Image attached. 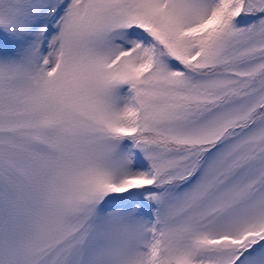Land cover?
I'll return each mask as SVG.
<instances>
[{
  "label": "rangeland",
  "instance_id": "rangeland-1",
  "mask_svg": "<svg viewBox=\"0 0 264 264\" xmlns=\"http://www.w3.org/2000/svg\"><path fill=\"white\" fill-rule=\"evenodd\" d=\"M159 3L0 0L12 43L0 47V264H161L162 256L231 264L242 245L264 236V0H246L241 11L251 18L229 21L196 60L229 69L188 77L156 60L149 36L122 26ZM168 3V22L191 21V32L226 13L223 0ZM154 62L148 76L133 71ZM131 75L152 95L120 84ZM184 98L200 104L185 107ZM246 118L235 134L226 130ZM111 119L127 133L142 125L191 143L226 135L205 149L185 185L157 193L145 187L157 171L185 174L200 154L115 142L102 129ZM105 182L118 198L98 203ZM132 187L153 195L154 207L128 195ZM244 228L260 230L242 243L196 245ZM236 264H264V244Z\"/></svg>",
  "mask_w": 264,
  "mask_h": 264
},
{
  "label": "trees",
  "instance_id": "trees-1",
  "mask_svg": "<svg viewBox=\"0 0 264 264\" xmlns=\"http://www.w3.org/2000/svg\"><path fill=\"white\" fill-rule=\"evenodd\" d=\"M163 1L164 0H162L161 3L160 0V3L157 7H155V10L154 8H145L138 10L134 14H131L130 18L124 22L122 26L132 30H140L149 36L155 43L157 55L156 60L161 58L170 61L172 64L177 63L181 65L184 71L179 73L178 77L207 75L221 70H228L230 66L228 62L222 64L218 63L203 65V63L196 62V60L198 59L200 53L203 52L204 48L210 47L211 42L215 38H219L223 35V28H225L229 21H248V19L251 18L250 16L243 14L241 11L246 0H233L231 2L223 0L226 13L221 23L212 27L211 29H205L198 32H191L189 30L194 27L193 22L191 21L181 25H173L172 23L168 22L166 19V12L168 11L169 3L164 5ZM5 31L6 28L0 24V47H11L12 43L4 34ZM138 55L140 56V59H143L144 55L142 50L138 52ZM39 61L41 62V59ZM155 66L156 62L151 64L150 68L144 73H139L136 71V69H133V71L136 72L135 74H139V76H148ZM120 84L132 85L136 89L139 97H141L142 93L146 94L147 96L152 95L149 89L143 88L142 84H140V81L132 75L129 79L122 80ZM223 96L224 95L222 93L218 97H220V99L222 98L221 100H223ZM182 102L185 107H196L200 104L196 100L194 101L185 98L182 99ZM247 124L248 119L246 118L240 121L238 125H233L226 130H230V132L232 131L233 135L240 128L246 127ZM102 129L109 135L111 140L115 142H126L127 140H131L135 146L145 145L148 147H161L166 148L168 151L181 153H188L195 149L198 151L200 155L197 157V163L191 171L185 174H179L176 172V168L171 166L156 172L154 180L145 187L155 188L158 191L157 193L174 190L185 185L195 174L196 166L203 160V153L205 149L213 147L217 143L221 142V140L226 135V133L223 132V134L218 136L215 140L205 143H191L185 139H173L170 136L145 128L142 125H139L134 132L127 133L117 129L115 126V120L113 119L109 120L106 125L102 127ZM139 191L140 187H132L128 191V195H139ZM114 194L115 193L109 182L101 183L98 185V193L95 201L98 203H104L108 199L118 198V196ZM139 196L146 205L154 207L153 195ZM154 209L157 210V208ZM257 230L260 229L250 230L244 228L240 232L233 234H220L217 236L207 235L205 237H197L195 238V241L196 245L199 246L201 244L204 246H213L218 242L231 244L242 243L247 238L255 236ZM262 244H264V236L252 240L248 243V245H242L238 251L237 257L232 261L231 264H236L241 259L243 254L252 251L255 247H258ZM168 263L169 262L162 256L161 264Z\"/></svg>",
  "mask_w": 264,
  "mask_h": 264
}]
</instances>
